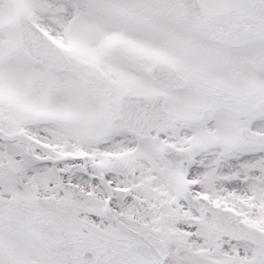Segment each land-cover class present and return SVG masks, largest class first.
Listing matches in <instances>:
<instances>
[{"label": "snow or ice", "instance_id": "snow-or-ice-1", "mask_svg": "<svg viewBox=\"0 0 264 264\" xmlns=\"http://www.w3.org/2000/svg\"><path fill=\"white\" fill-rule=\"evenodd\" d=\"M0 264H264V0H0Z\"/></svg>", "mask_w": 264, "mask_h": 264}]
</instances>
